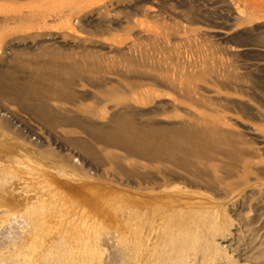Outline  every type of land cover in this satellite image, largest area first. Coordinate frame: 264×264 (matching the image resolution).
Instances as JSON below:
<instances>
[{"label":"rangeland","instance_id":"374dc122","mask_svg":"<svg viewBox=\"0 0 264 264\" xmlns=\"http://www.w3.org/2000/svg\"><path fill=\"white\" fill-rule=\"evenodd\" d=\"M263 10L0 0V264H264ZM117 115L217 139L209 183L140 177Z\"/></svg>","mask_w":264,"mask_h":264},{"label":"bare ground","instance_id":"6f19581e","mask_svg":"<svg viewBox=\"0 0 264 264\" xmlns=\"http://www.w3.org/2000/svg\"><path fill=\"white\" fill-rule=\"evenodd\" d=\"M39 105L41 108H44V106L45 108L47 107L42 101H39ZM126 115L127 114H125V116ZM120 116H116V118H118L117 120L113 119L115 117L112 118L114 121L111 122H114L115 125L114 127L111 126L104 137L93 135L92 139L97 143L102 142L107 146L120 148L122 150L124 149L125 152L128 153V156H135V158L137 157L149 163L151 165L150 169L146 167L145 171L141 172L140 177L148 178L155 188L164 185L168 186L170 183L176 181H183L184 183L192 184V186H201L202 182L209 183L210 180H207V182L204 179V177H207L208 173L211 172L209 169L210 167L208 168L209 165L207 166V164L212 162V160L214 161L215 158L214 156H210V152L208 153V151L211 149L213 141L217 139L205 136L201 129H189L188 125L187 128L178 126L159 127L157 124L149 123L147 124L149 126L145 125L146 127L142 128L140 127L141 124L139 129H135L137 124H135V126L131 125L134 121L133 119V121L128 124L127 119H125L126 117L123 115V119L119 120ZM39 117L41 119L43 118V115H39ZM49 117L51 118V115L46 114L44 116L46 119H43L50 120ZM130 120L128 121L130 122ZM231 153L228 154L230 155ZM228 158L232 159L230 156H228ZM236 158H238V156ZM231 162L234 163L232 160ZM236 163L238 162L236 161ZM217 168L220 167H216V170L213 171L214 173L219 171ZM231 170L232 171L229 170V172L227 170L229 178L234 174L232 168ZM210 184L213 183L210 182ZM205 186L207 188H212V185ZM155 208L157 212L163 209L161 206ZM140 209H142L141 206ZM164 214H167V211Z\"/></svg>","mask_w":264,"mask_h":264}]
</instances>
